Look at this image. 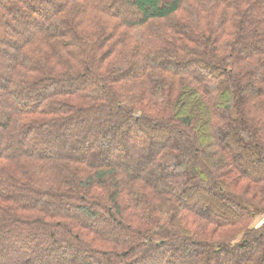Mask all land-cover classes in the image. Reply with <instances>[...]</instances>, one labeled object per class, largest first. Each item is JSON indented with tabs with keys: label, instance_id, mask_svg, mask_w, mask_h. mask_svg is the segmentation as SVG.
<instances>
[{
	"label": "trees",
	"instance_id": "1",
	"mask_svg": "<svg viewBox=\"0 0 264 264\" xmlns=\"http://www.w3.org/2000/svg\"><path fill=\"white\" fill-rule=\"evenodd\" d=\"M119 1L0 0V264H264V0Z\"/></svg>",
	"mask_w": 264,
	"mask_h": 264
},
{
	"label": "rangeland",
	"instance_id": "2",
	"mask_svg": "<svg viewBox=\"0 0 264 264\" xmlns=\"http://www.w3.org/2000/svg\"><path fill=\"white\" fill-rule=\"evenodd\" d=\"M128 5H130V0H120L118 2V5H117V9L116 10H121L123 12L128 7ZM111 128L112 127L110 125H104L102 127H98L96 130L93 131L94 137L97 138V139H100L102 142L104 141V139H108V140L111 141L112 140V137L110 136V132H109L111 130ZM125 133H126V130H124L123 132H121L119 130V134L117 133V136H116L118 139H117L116 142H112V144H114V146H117V144H120L121 145L122 142L120 143V141H123V140L127 139L125 137ZM90 137H92V136H90ZM133 143H135V142H133ZM212 205L213 204L210 202V199L205 197L204 201L201 202V203H199V205H197V206H200L202 209H200V208H197V209L200 210L202 213L208 215L209 214V211H211V206ZM208 207H210V210H206V208H208ZM231 216H234V213L231 214ZM209 218L211 220L212 219L217 220L216 217H213V216H209ZM218 219L219 220H223L222 218H218ZM263 226H264V211H262V213H256L254 215V217L252 218V221L249 223L247 229L250 230V231H253V230L261 229ZM240 236H241V234L238 235V237L236 239L237 240H240L242 237L245 238V235L244 234L241 237ZM246 237H248V236L246 235ZM8 239H10V237L7 238V240ZM32 243H34V242H32ZM44 244L45 245H48V242L46 241L45 243H42V244H41V242L36 243L34 245V247L32 248L33 249V252L31 253L30 251H28L29 252L28 254L31 257H35L34 255H37L40 252V249H42V248L45 247ZM55 245H56V243H55ZM9 246L10 245H9V242L8 241L7 242H3L2 247H0V250H1V252H0V255H1L0 258L2 256H6V255H3V254H5L7 252V250L9 249ZM15 253H18V252L16 251ZM21 255H23L22 252L19 254V256H21Z\"/></svg>",
	"mask_w": 264,
	"mask_h": 264
}]
</instances>
